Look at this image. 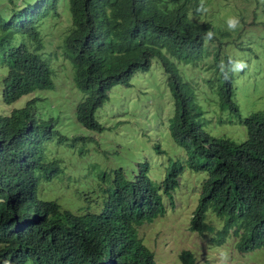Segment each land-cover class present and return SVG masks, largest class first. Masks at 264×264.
Masks as SVG:
<instances>
[{
	"label": "trees",
	"instance_id": "1",
	"mask_svg": "<svg viewBox=\"0 0 264 264\" xmlns=\"http://www.w3.org/2000/svg\"><path fill=\"white\" fill-rule=\"evenodd\" d=\"M209 4L213 0H0V71L5 72L0 101L10 102L30 90L55 91L52 87L59 84L73 91L67 102L74 105L77 122L72 133L57 128L61 111L70 107H52L48 96H34L22 107L0 111V186L7 185L4 178L10 174L18 188L16 200L3 205L2 215L27 219L1 240L0 264H151L144 249L135 246L136 225L142 215L156 214L161 196L153 198L156 207L148 201L145 211L124 195L110 194L100 211L77 212L70 207L73 200L41 198L37 192L41 183L70 170L55 161L57 151L67 158L69 150L81 154L86 147L88 152L95 139L85 130L105 129L95 112L109 89L127 83L153 58L173 92L169 136L192 154L188 163L197 154L204 159L202 165L191 164V170L206 173L191 228L232 235L243 251L264 244V194L256 186V178L261 179L252 172L258 166L264 170V108L242 116L233 97L234 55L257 62L264 47L241 35L237 25L230 27L228 13L207 10ZM42 32L58 37L57 43L32 46L31 40ZM204 61L213 63V69ZM261 65L264 70V61ZM60 68L68 69L70 80L60 77ZM207 71L210 75L203 82L186 80ZM210 111L217 113L220 124H243L246 139L237 142L227 133L208 131L205 112ZM237 149L249 160L245 169L250 175L237 168ZM181 163L170 158L161 184L163 197L171 198L178 187ZM86 167L107 170L97 171L96 162ZM138 175L157 187L146 169ZM74 180L64 182L72 196ZM209 211L219 218L216 223L206 220Z\"/></svg>",
	"mask_w": 264,
	"mask_h": 264
},
{
	"label": "rangeland",
	"instance_id": "2",
	"mask_svg": "<svg viewBox=\"0 0 264 264\" xmlns=\"http://www.w3.org/2000/svg\"><path fill=\"white\" fill-rule=\"evenodd\" d=\"M215 1L221 7L224 4L222 9L228 11V19L233 18L238 21L236 25L240 28L241 35L264 47V0ZM208 9L209 7L207 6ZM65 18L66 16L63 14L61 20L64 21ZM57 39L58 37L50 38L47 35H43L42 32L38 39L31 41L32 46L38 47L39 43L46 41L56 44ZM262 61H264V49H259L257 62H252L249 58L239 54L234 55V98L238 103L242 116L247 115L251 111L264 108V70L259 66ZM237 62L243 63L244 67L237 69ZM204 66H209L210 69L214 67L213 63L206 61H204ZM61 71L62 69H60ZM4 75L5 72L0 71V81ZM209 75L210 71H207L202 73L200 77L192 76L191 80L198 78L200 82H203V78ZM67 77L61 73V78H67L66 80L71 79L68 73ZM67 89L58 86L55 91L43 90L37 94L48 96V103L52 107L54 105L57 106L59 103H65L70 107V109L65 108L61 111L57 128L62 131L67 129L69 133H72L71 131L77 122L74 114V105L67 102L69 100L67 97H71L73 91L71 89L68 91ZM78 93L80 94V92ZM50 99L52 100L51 102ZM76 101L77 98L75 99ZM21 104H23V100L18 99L11 105L19 106ZM2 105L3 103L0 101V111H2ZM8 106L5 105V107ZM173 111L174 104L167 84V75L157 59L154 58L148 70L137 71L132 75L129 85L115 84L112 86L108 92V98L95 112L96 118L105 125V129L99 135L94 134V138L99 139L98 146L104 148L101 150V153L106 154L108 157L100 161L98 159L100 158L99 148L91 147L96 145L94 143H91V146L88 147L89 153L86 147L81 151V154H78L74 150H69V158L62 152L57 151L54 157L55 161L63 164L65 168H69L70 170L66 175H60L51 179L50 183H41L37 192L38 196L41 198H59V200H66L65 197H67L68 202L74 201L75 197L72 196L70 190L64 185L65 180L69 177L82 180L89 175L97 176L101 171L86 170V165L95 162L97 171L101 168L116 167V165H124L128 168L133 161V157H136L138 154V159L134 160V165L136 161H144V158H148V155L152 156L151 153H157L155 148L154 152L152 150L153 145L157 141H159V146H163L166 149V153L157 154L155 158H150L152 166L149 175L152 178L160 177V162L166 161L167 155L174 154L179 150V147L166 134L169 131L168 124ZM206 116H209L210 119L206 124V129L211 133L218 135L219 132L221 136L227 133L229 137L236 141H240L245 137L243 125L236 122L220 124L217 122V113H213L212 111L205 113ZM231 128L234 129V134H228ZM85 131L94 132L93 130ZM114 149L118 151L117 158L119 159H111ZM115 171L119 172L116 168ZM127 174H130L128 170ZM204 175L205 173L203 172H193L186 168L181 176L180 185L175 189V196L174 194L172 195L173 203H170L171 199L169 197H164L166 205L165 216L157 218L156 221L173 225L175 223L177 226V242L165 254H162L161 249L156 246L152 245V248L156 257H165V264H175L176 252L183 247H191L197 251H201L203 259H207L209 256L214 257L219 252L218 248H209L201 236L197 232L191 231L187 226L191 211L196 203L197 187H199V181ZM100 178L101 180L96 185L107 186L109 184L112 186L115 179H119L124 185L126 184L121 180L119 175L111 179L100 174ZM60 202L65 205L62 201ZM94 202L95 200H91L88 206L91 207V204ZM79 203L83 205L85 204V200H79ZM75 205L77 203H74ZM141 233L146 236V230L142 229ZM232 261L234 264H264V246L257 247L240 255L235 254Z\"/></svg>",
	"mask_w": 264,
	"mask_h": 264
},
{
	"label": "clouds",
	"instance_id": "3",
	"mask_svg": "<svg viewBox=\"0 0 264 264\" xmlns=\"http://www.w3.org/2000/svg\"><path fill=\"white\" fill-rule=\"evenodd\" d=\"M208 7L210 8V11H217V12H221L223 14L228 13V11H226L225 9H222V7H224V4H222V7H221V5L218 2H216L215 0H213V5L209 4ZM229 12H230V10H229ZM230 14H231V12H230ZM228 22L230 24V27H235V25L238 23V21L233 19V18H230ZM155 59H157V58H155ZM157 61H158V59H157ZM159 64H160V62H159ZM149 67H150V65H149ZM243 67H244L243 63L237 62V64H236L237 69H240ZM148 68H146L144 70H135L130 75V77L128 78L127 83H118V84L129 85L130 84V78L132 77V75L134 73H136L137 71L148 70ZM60 69H62L61 73L65 77H67L68 69H64V68H60ZM163 71H164V69H163ZM187 72L193 73V71H189V70H187ZM61 73H60V77H61ZM186 76H187V74H186ZM192 76H194V74H192ZM67 78H64V79H67ZM186 78H188V79H186L188 81H189V79L191 80V78H189L188 76ZM167 84L169 86V89H170V92L172 95V99H173V92H172L171 86L169 84L168 78H167ZM1 86L2 85L0 83V89H1ZM58 86H60V85L55 84L52 88L57 89ZM233 87H234V85H233ZM39 91H43V90H40V89L30 90L26 93L20 94L17 99L12 100L10 102H3L2 101V103H3L2 107H1L2 111L4 113H7L10 110H12L14 107H18V106H14V105L12 106L11 105L13 102H15L18 99L23 100V104L19 105V107L24 106L26 104V102L28 100H30L32 97L40 96V94H37ZM0 92H1V90H0ZM198 93H200V91H196L197 98H199ZM204 95H208V94H204ZM41 96H45V95H41ZM0 99H1V96H0ZM173 104H174V100H173ZM5 105H9V106L5 107ZM205 113H207V112H205ZM172 115H173V113H172ZM206 117H207L206 120H208V122H209L210 121L209 116H206ZM102 132L94 131L92 133V132L86 131V133L93 135V137H94V134L99 135ZM169 133H170V130L167 131L166 134L169 136ZM100 136H102V135H100ZM246 137H247V132L245 129V137L242 140L237 141V142H241V141L245 140ZM169 138L171 139L170 136H169ZM92 143H94L96 145H93V146L88 145V146L99 148V150H100L99 154L103 156L104 154L101 153V150L104 148L98 146L99 139H95V141ZM153 146H154L152 149L153 152H154V148H155L157 150V153H154V154L151 153L152 156L148 155V158H144V161H140V160L136 161L135 165L133 164L134 160L138 159L137 156L139 154L136 157H133V161L128 166V168H126L124 165H116V167H107L106 172H101L97 176L89 175L82 180H80V179L74 180L72 182V184L74 185V188H75L74 203H77V205L74 206V204H73L70 207L72 210L77 211V212L80 209H89L92 212H98V211H100V209L102 207L104 199L107 198L110 194H114L116 196L124 195L127 199V202H129L132 206H138L139 205L143 209L144 205L148 201L152 202L153 207H156L157 205L153 202V198L156 196H161L162 207L159 206V208H157L156 214L152 215V218L149 216L145 217V215H142L145 219L142 217L143 220L136 225V239L138 240V242L135 243V246H140L144 249V251L147 253V261H149L151 264H165V257H163V256L162 257H160V256L156 257L154 249L152 248V245L156 246L159 249H161L162 254H165V253H168L177 242V234H176L177 226H176V224L174 223V225H173V224H168V223H159L156 221L157 218L159 219V218H162L163 216H165V211H166V205L164 203V197L162 195L164 189L161 185L162 180L164 179V173H166V170L169 166L170 158H174L175 160H180L182 162L181 163L182 164V171L180 173L181 176L184 173V170L186 168L189 169L190 171H193V170H191L192 169V167H191L192 162H194L197 165H202V163H204V159H202L200 161L201 155L197 154L196 156L193 157V159H191V163H188L187 159L189 157H192V154L191 155L187 154L186 150L182 146L177 145L179 147V150L177 152H175L174 154L167 155L166 161L160 162V164H161V175H160V177L152 178L149 175V171H150L151 166H152L151 162H150V158H155V155H157V154L166 153V149L163 146L162 147L159 146V141L155 142V144ZM117 152L118 151H115V149L113 150V154L111 155V159H114V158L119 159V158H117V156H118ZM106 157H108V156H105L104 158H106ZM104 158L100 156L101 160H104ZM235 162H236V166L239 170L246 171L245 165L249 162V160L245 159L243 157L242 150H240V149L236 150ZM115 168L118 169L119 172H116ZM143 169L147 170L148 176L151 178V180L153 182H155L157 184V187H154L152 184H149L147 181H145L142 177H140L138 175L139 172L142 171ZM127 170L130 172L129 175L127 174ZM193 172H203V171H193ZM252 172H253L254 176L261 179V181H260L259 179L256 178V186L259 188V191H262L264 194V170L258 166V169H255ZM203 173H205V172H203ZM245 173L249 174L247 171ZM100 174H103L104 177H108L111 179H113L115 176L119 175L121 177V180L126 184L124 185L119 179H115V180H113L112 186L109 184L107 186L96 185V183L101 180ZM205 175H206V173H205ZM249 175H248V177L250 179ZM181 176H180V180H179V185L181 183ZM9 178H10V174L7 178H4V182H7V185L3 184L2 186H0V242L4 238L6 233L13 232L15 229L18 228V226L21 223H24L25 220H27L25 217L19 216V215H15L14 217H8V216L2 215L3 205L7 204L9 202L13 203L16 200V192L18 191L16 181L9 179ZM69 179H73V178L69 177ZM200 181H199V187H197L198 193H199V189H200ZM248 183H250V181ZM259 191H257V192H259ZM198 193H197L196 203H195V206L193 207V209L191 211V215H190L187 226L191 231L197 232L201 236L202 240L208 244L209 248H218L219 252L214 257L209 256V258L203 259L202 258L203 253H201V251H197L195 248H191V247H183L176 252L175 264H234V262L232 260L235 256V254L240 255L244 252H247V251H250V250L257 248V247H255L253 249L243 251L237 247L236 243L238 240L236 237H234L232 235H227V234L221 237L216 233L217 229H214L211 232H208V231H202L201 232L199 230L192 229L191 228V220L195 216V211H196V208H197L198 203H199ZM173 194L175 196V190H173L172 195ZM57 199L59 200V198H57ZM82 199L85 200V204L80 205L79 200H82ZM170 199H171L170 203L172 204L173 203L172 196ZM91 200H95V202L91 204L92 208L88 206L89 202ZM216 219H219V218L215 214L211 213L210 211L207 212V219L206 220L208 222L216 223V221H215ZM142 229L146 230V236H144V234L141 233ZM261 246H264V244H262L258 247H261ZM2 253H3V250L0 247V256ZM2 263L3 264H10L7 261H5V262L3 261ZM16 264H20V261Z\"/></svg>",
	"mask_w": 264,
	"mask_h": 264
}]
</instances>
